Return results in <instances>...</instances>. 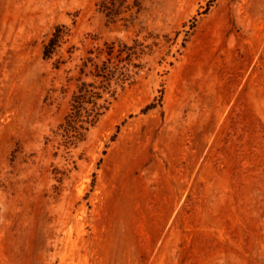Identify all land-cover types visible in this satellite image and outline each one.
<instances>
[{
    "label": "rangeland",
    "instance_id": "374dc122",
    "mask_svg": "<svg viewBox=\"0 0 264 264\" xmlns=\"http://www.w3.org/2000/svg\"><path fill=\"white\" fill-rule=\"evenodd\" d=\"M135 41L63 137L78 66ZM0 264H264V0H0Z\"/></svg>",
    "mask_w": 264,
    "mask_h": 264
},
{
    "label": "trees",
    "instance_id": "16d2710c",
    "mask_svg": "<svg viewBox=\"0 0 264 264\" xmlns=\"http://www.w3.org/2000/svg\"><path fill=\"white\" fill-rule=\"evenodd\" d=\"M64 26H58L52 37L44 46L43 56L51 60L61 48L65 32ZM140 43H106L104 48L90 51L79 68L75 81L76 90L70 101V110L65 123L60 125L62 136L70 141H83L85 132L95 126L99 119L109 110L119 94L135 84V77L143 67L135 63L140 55ZM95 57H92L94 56ZM64 64L57 60L55 68ZM152 104L147 109H152Z\"/></svg>",
    "mask_w": 264,
    "mask_h": 264
}]
</instances>
